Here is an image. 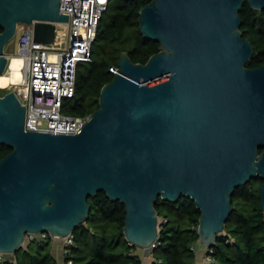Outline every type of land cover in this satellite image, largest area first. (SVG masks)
<instances>
[{
	"label": "water",
	"instance_id": "obj_1",
	"mask_svg": "<svg viewBox=\"0 0 264 264\" xmlns=\"http://www.w3.org/2000/svg\"><path fill=\"white\" fill-rule=\"evenodd\" d=\"M248 1L264 10V0ZM244 4L150 0L140 29L162 50L145 64L123 52L76 134L27 130V107L0 90V144L12 148L0 160V252L15 259L28 233L67 236L100 191L125 204L126 240L147 255L160 233V198H192L202 212L199 244L217 243L235 190L264 179V65L248 66L255 47L241 31ZM62 8L63 0H0V76L18 26L34 23L35 41L49 43L69 21ZM260 196L264 212V183Z\"/></svg>",
	"mask_w": 264,
	"mask_h": 264
},
{
	"label": "trees",
	"instance_id": "obj_2",
	"mask_svg": "<svg viewBox=\"0 0 264 264\" xmlns=\"http://www.w3.org/2000/svg\"><path fill=\"white\" fill-rule=\"evenodd\" d=\"M149 2L114 0L109 3L100 21L92 60L79 64L76 94L65 100L64 113L83 116L93 114L100 107L102 88L115 78L116 72L112 69L120 67L123 52H127L133 62L145 64L162 50L159 41L146 38L140 29V11ZM240 15L243 36L255 47L248 66H262L264 10L252 8L245 0ZM8 92L10 90L5 93ZM11 150L7 144H0V160ZM262 183L264 179H254L235 190L234 211L217 243L209 249L214 258L212 264H264ZM89 203L90 216L73 231L77 245L66 261L73 259L76 264H142L143 259L135 253L138 246L131 245L125 237V204L112 200L105 191L90 196ZM156 210L161 222L152 264H196L195 247L200 241L198 227L202 212L195 201L184 196L178 202L160 198ZM51 246L50 241H31L16 252L15 259L7 257L0 264H59L52 255Z\"/></svg>",
	"mask_w": 264,
	"mask_h": 264
},
{
	"label": "built area",
	"instance_id": "obj_3",
	"mask_svg": "<svg viewBox=\"0 0 264 264\" xmlns=\"http://www.w3.org/2000/svg\"><path fill=\"white\" fill-rule=\"evenodd\" d=\"M109 3L110 0H63L62 12L68 14L69 21L57 23V36L49 43L35 41L34 23L18 26L15 56L24 60L22 70L25 71V79L8 86L27 107V130L76 134L92 119L93 114L73 116L64 113L63 108L65 100L76 94L79 64L92 60L100 21ZM8 57L11 62L13 55L8 54ZM118 69L112 70L117 73ZM27 235L29 242H62L64 264H76L73 259L66 261L72 248L77 245L74 232L65 237L53 236L47 231ZM157 241L153 244V249L157 246ZM198 246L200 244L195 247L197 255ZM209 249H206L204 264L214 262ZM6 258L7 254L0 252V263ZM142 264H145L144 261Z\"/></svg>",
	"mask_w": 264,
	"mask_h": 264
},
{
	"label": "rangeland",
	"instance_id": "obj_4",
	"mask_svg": "<svg viewBox=\"0 0 264 264\" xmlns=\"http://www.w3.org/2000/svg\"><path fill=\"white\" fill-rule=\"evenodd\" d=\"M112 2H114V0H112L110 3H112ZM17 44H18V33L16 34V36L12 39V41L6 47L7 53L10 54V55H13V57H18V56H15L17 54ZM10 73L11 72H10V69H9L8 72H6L4 75L0 76V90H1V93L2 94L5 93L6 90H9L8 77H9ZM5 94H3V95H5ZM160 222H161V220H160ZM29 241H30V238L27 235L25 237L24 241L22 242V245L23 246H26L29 243ZM198 245H199V243H198ZM200 247H202V246L200 245ZM202 249H205V252H203ZM202 249L200 250V248L198 246V249H197V251H198V255L197 256L198 257H197V259H199L200 261L197 264H199V263L204 264V257H205L204 255L206 253V249L207 248H203L202 247ZM135 253L136 254H139L140 257L142 258L145 252H144L143 249H141L140 247H138V249H136ZM146 256H148L149 262H151V264H152V262L155 259L154 256H153V254L152 255H146Z\"/></svg>",
	"mask_w": 264,
	"mask_h": 264
},
{
	"label": "bare ground",
	"instance_id": "obj_5",
	"mask_svg": "<svg viewBox=\"0 0 264 264\" xmlns=\"http://www.w3.org/2000/svg\"><path fill=\"white\" fill-rule=\"evenodd\" d=\"M56 36H57V34H56ZM10 63H11V65H10L9 69H10L11 73L8 77L9 84L10 83H19L21 81V79H25V71L22 70L24 67V60L20 56L13 57V59L11 60ZM4 74H2V75H4Z\"/></svg>",
	"mask_w": 264,
	"mask_h": 264
},
{
	"label": "crops",
	"instance_id": "obj_6",
	"mask_svg": "<svg viewBox=\"0 0 264 264\" xmlns=\"http://www.w3.org/2000/svg\"><path fill=\"white\" fill-rule=\"evenodd\" d=\"M200 250L202 249V247H200ZM204 248V247H203ZM203 252H205V249H202ZM201 251V252H202ZM51 252H52V255L53 257L57 260V262L59 264H64V261H65V254H64V248H63V245H62V242H57L55 244H52L51 246ZM202 254V253H201ZM147 254L144 253L142 259L144 261L145 264H151V262H149V258L148 256H146ZM200 260L197 259V263L199 262ZM199 264H202V263H199Z\"/></svg>",
	"mask_w": 264,
	"mask_h": 264
}]
</instances>
